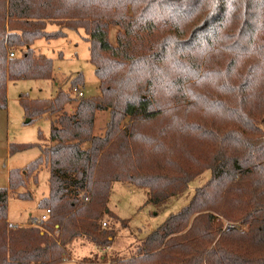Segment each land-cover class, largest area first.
Instances as JSON below:
<instances>
[{"label": "trees", "instance_id": "16d2710c", "mask_svg": "<svg viewBox=\"0 0 264 264\" xmlns=\"http://www.w3.org/2000/svg\"><path fill=\"white\" fill-rule=\"evenodd\" d=\"M79 29L100 93L73 97L78 73L51 99L20 98L29 121L52 124L40 155L0 188V264H60L79 237L109 247L114 229L102 223L115 217L114 182L143 188L158 208L205 170L209 179L135 255L79 264H264V0H0V110L9 81L52 77L35 40ZM97 111H108L101 135ZM42 165L49 192L39 207L50 213L13 226L9 193L31 198L17 189Z\"/></svg>", "mask_w": 264, "mask_h": 264}, {"label": "rangeland", "instance_id": "374dc122", "mask_svg": "<svg viewBox=\"0 0 264 264\" xmlns=\"http://www.w3.org/2000/svg\"><path fill=\"white\" fill-rule=\"evenodd\" d=\"M55 24L47 25V32L57 30ZM117 26L109 27V41L116 44ZM62 37L46 39L38 38L31 47L52 59L53 74L49 79H19L7 84V106L0 110V188L8 187V175L11 170L24 169L39 155V144L48 142L51 128V118L44 115L29 122L20 104V98L51 99L56 93L68 91L71 79L78 73L83 76V84L79 89L83 96L92 97L100 93L98 79L94 66L89 60V42L82 29L65 30ZM15 53L19 49H13ZM76 94H73V97ZM73 103L66 105L65 110L73 111ZM108 119V111H97L94 122V134L101 135ZM16 145H31L19 151L10 152ZM210 170H205L189 182L182 194L170 198L168 202L155 207L146 203L143 188L122 182L112 184L108 201L109 209L115 217H104V228L114 229V239L109 247L98 248L85 237L73 239L67 246L68 259L60 264H79L85 258L106 260L135 255L141 241L148 233L161 225L167 217L186 206L197 187L210 177ZM49 169L42 165L36 179L29 177L24 187L18 192H30L31 198H18L12 191L8 196V220L14 224H28L29 218H39L43 209L39 207L42 198L48 196ZM102 264V263H101ZM108 264V263H106Z\"/></svg>", "mask_w": 264, "mask_h": 264}, {"label": "built area", "instance_id": "2783aa9c", "mask_svg": "<svg viewBox=\"0 0 264 264\" xmlns=\"http://www.w3.org/2000/svg\"><path fill=\"white\" fill-rule=\"evenodd\" d=\"M9 56H11V57L14 56V52L13 51L9 52ZM72 92L75 93L77 96H83V92L78 87H73ZM49 213H50L49 209L43 210V213L41 214V216L39 218H37L36 220H34L32 222V224L36 225V224H39L42 221L46 220ZM105 225H106V223L103 222V226H105Z\"/></svg>", "mask_w": 264, "mask_h": 264}, {"label": "crops", "instance_id": "0c3cea01", "mask_svg": "<svg viewBox=\"0 0 264 264\" xmlns=\"http://www.w3.org/2000/svg\"><path fill=\"white\" fill-rule=\"evenodd\" d=\"M43 210H45V209H43ZM7 217H8V213H7ZM29 219H30L29 222H32L33 220H36L37 218L30 217ZM9 223L12 224L13 226L18 225V224H14V223H12L10 221H9ZM20 225H25V224H20Z\"/></svg>", "mask_w": 264, "mask_h": 264}, {"label": "water", "instance_id": "95a60500", "mask_svg": "<svg viewBox=\"0 0 264 264\" xmlns=\"http://www.w3.org/2000/svg\"><path fill=\"white\" fill-rule=\"evenodd\" d=\"M26 122H29V119H26Z\"/></svg>", "mask_w": 264, "mask_h": 264}]
</instances>
